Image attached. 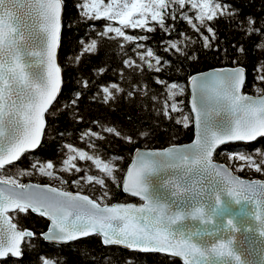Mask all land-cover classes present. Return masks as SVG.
<instances>
[{"label":"snow or ice","instance_id":"1","mask_svg":"<svg viewBox=\"0 0 264 264\" xmlns=\"http://www.w3.org/2000/svg\"><path fill=\"white\" fill-rule=\"evenodd\" d=\"M76 7L78 20L106 18L109 23L98 35L119 38L121 46L147 38L130 35L125 29L151 32L158 25L167 32L171 25L166 24V19L171 16L175 21L178 12L200 33L205 49L211 48L216 39L209 22L228 17L242 34L254 36V47L264 52V20L251 15L240 17L236 8L221 0H78ZM185 8L194 15L183 11ZM62 10L63 0H0V260L23 256L25 241L31 243L36 233L18 226L14 218L24 219L36 213L49 221L47 230L39 234L48 242L67 244L95 234L102 245L167 254L182 264H264V179H245L237 174L241 170L264 174V149L247 147V142L264 138V87L253 85L255 96L242 92L245 68L240 63L187 77L191 115L182 113L176 123L185 128L195 123V139L189 144L137 148L126 170L119 168L115 157L106 161L98 153L90 154L67 144L61 171L79 173L77 157L91 161L99 174H89L85 169L72 184L99 185L100 194L95 199L81 191H65L62 177H57L61 187L20 182L19 177L24 175L57 176L52 160H39L28 168L17 164L22 154L34 155L29 150L42 144L47 117L59 112L57 96L62 75L57 53L65 26ZM201 28H206L211 37ZM180 43L169 40L166 51L175 50L193 60L195 57L188 55ZM136 47L143 49L136 53L140 63L129 57L123 61L129 68L139 70L147 65L159 73L169 63L163 60L162 64V58L152 48L145 49L143 43ZM97 50L98 40H81L79 54L71 60L78 63L84 53ZM236 51L246 54L242 46ZM104 70L96 69L98 73ZM255 71L256 79L264 82V63H258ZM157 83L164 84L167 91L163 115L169 116V108L174 113L180 111L181 102L174 97L184 88L158 77ZM87 85L84 80L83 86ZM99 87L105 103L114 100L117 93L127 91L131 97L139 90L138 84H130L128 90L117 83ZM80 97L81 92L76 91L69 103L77 105ZM74 116L82 119L78 112ZM104 131L129 144L151 134V130L137 128L125 132L106 127ZM86 134L90 138L100 135L92 131ZM227 142L242 143L219 152L224 158L220 163L215 154L218 146ZM13 169V174H6ZM117 171L122 175L118 177ZM106 179L116 187L122 184L125 193L141 202H105L110 197ZM241 229L253 234L248 258L236 246V234ZM257 255L258 260L252 258ZM39 260L40 264H54L51 258L41 256Z\"/></svg>","mask_w":264,"mask_h":264},{"label":"trees","instance_id":"2","mask_svg":"<svg viewBox=\"0 0 264 264\" xmlns=\"http://www.w3.org/2000/svg\"><path fill=\"white\" fill-rule=\"evenodd\" d=\"M64 1V27L62 30V40L59 49V62L63 70V88L57 98L59 112L56 116H48V127L45 129L42 144L33 152L34 155L23 156L17 167L28 168L31 163L39 160H52L55 166L57 177L65 180L64 188L74 189L73 179L84 174L87 169L89 174L97 175L99 170L92 165L91 161H81L76 158V164L81 168L79 173L61 171V164L66 158L67 144H72L76 148L84 149L86 152L98 153L103 160L114 161L120 169L126 170L131 160L133 151L137 147H164L174 143L190 141L194 136L193 123L187 128L176 123V117L187 113L191 115L188 101L189 95L187 77L194 72L212 68L215 66L230 65L238 63L246 67L247 78L244 92L257 94L255 87H264V82L256 79L258 73L255 68L258 63H264V52L254 47V36L244 35L230 22L228 17H218L209 22L216 32V39L212 41V47L205 49L202 46L200 33L192 29L185 21L179 17L177 12L175 21L171 16L166 19V24L171 25L169 31L165 32L155 26L151 32L141 29H125L130 35L146 36L143 41L124 42L120 44L119 38L101 37L98 35L103 30V26L109 21L106 18L95 20H78V0ZM82 2V0H80ZM238 10L240 17L251 15L258 21L264 20V0H221ZM189 15L194 13L188 8L183 9ZM114 23L115 26V22ZM238 23V21H237ZM205 35L206 28H201ZM183 33V35H180ZM113 35V34H110ZM90 39L98 40V50L95 53H84L81 60L73 62L71 57L79 54L80 41L87 42ZM169 40L180 41V46L185 49L188 55H193V60L185 59L183 55L175 50H167ZM186 42V43H185ZM143 43L146 48H152L160 56L161 63L168 60L169 63L163 65L161 71L157 73L154 69H148L147 65L136 70L129 68L123 61L131 57L140 63L136 55L139 49L137 44ZM242 46L246 54H240L236 48ZM103 67V73H98L97 68ZM157 77L166 83L179 84L184 88L182 94H177L174 99L182 100L180 111L172 112L169 108V116L163 115L164 100L167 91L164 84L157 83ZM87 80L85 88L83 81ZM117 83L121 88L128 90L130 84H138L139 90L134 91L133 96H127V91L117 93L114 100L105 103L102 99L101 84ZM76 91L81 92V97L77 105L72 106L69 98L75 95ZM99 93V95H98ZM157 96L156 100L152 97ZM95 97V99H93ZM56 103V102H54ZM171 101H169V104ZM78 112L82 119H76L74 113ZM106 127H116L118 130L129 131L132 128L151 130L148 137L135 139L131 144L121 140L114 134L104 131ZM97 132L99 137H89L86 133ZM83 135V138L82 137ZM242 142L231 143L219 149L216 159L224 162V158L219 152H225L237 148ZM247 147L264 149V138H259L253 142H247ZM12 172L6 174H13ZM245 178H264V174L255 170H241L238 173ZM119 177L120 171L116 172ZM23 178L36 182H46L45 177L40 174L24 175ZM106 184L110 192L107 203L115 201L137 200L123 193L121 186L116 187L111 180L106 179ZM82 192L93 196L100 194V186L91 183L81 182ZM30 211V210H29ZM20 224L33 229L36 236L31 243L25 242L24 254L20 259L7 258L1 264H40L39 257L51 258L54 264H182L175 258L160 253H145L130 251L117 245L105 246L96 235L81 238L76 242L67 244H56L44 241L39 234L43 231L47 222L44 217L36 213L20 219Z\"/></svg>","mask_w":264,"mask_h":264},{"label":"water","instance_id":"3","mask_svg":"<svg viewBox=\"0 0 264 264\" xmlns=\"http://www.w3.org/2000/svg\"><path fill=\"white\" fill-rule=\"evenodd\" d=\"M63 15H64V1H63V10H62V20H63ZM62 30H63V28H62ZM59 49H60V46L58 47V53H57V63L61 66V64H60V62H59ZM236 66V65H235ZM235 66H230V65H223V66H215V67H212V68H208V69H205V70H201V71H197V72H208V71H210V70H215V69H221V68H225V67H235ZM244 67V66H243ZM245 68V83H246V78H247V70H246V67H244ZM194 73H196V72H194ZM194 73H192V74H194ZM191 74V75H192ZM61 75H62V85H61V91H62V88H63V70H62V66H61ZM245 83L242 85V88H241V91L242 92H244V87H245ZM187 85H188V90H189V97H188V106H189V108H190V111H191V104L189 103V101H190V99H191V87H190V85H189V83H188V80H187ZM61 93V92H60ZM60 93H58V96H57V98L59 97V95H60ZM244 93H246V94H249V95H253V96H255V95H257V94H252V93H249V92H244ZM55 102V101H54ZM51 107V106H50ZM193 121H194V116H193ZM193 127H194V136H193V138L190 140V141H187V142H183V143H174V144H189V143H191V141L193 140V139H195V123L193 122ZM45 133V132H44ZM43 137H44V134H43ZM43 137H42V140H43ZM257 139H259V138H257ZM253 142V141H252ZM231 143H236V142H227L226 143V145H228V144H231ZM226 145H221V146H218V150L219 149H222L223 147H225ZM167 146H169V145H167ZM167 146H164V147H167ZM39 147V146H38ZM137 148H139V149H141V150H147V149H150V148H152V147H137ZM136 148V149H137ZM155 148H161V147H155ZM135 149V150H136ZM36 149H34V150H29V152H33V151H35ZM135 150L133 151V154L132 155H134V153H135ZM24 155L22 154V157H23ZM21 157V158H22ZM20 158V159H21ZM19 159V160H20ZM219 162V161H218ZM13 163H16V162H13ZM129 163H131V160H130V162ZM128 163V164H129ZM220 163H224V162H220ZM127 168V167H126ZM238 174V173H237ZM239 175V174H238ZM243 178H245V177H243ZM245 179H251V178H245ZM252 179H264V178H260V177H255V178H252ZM29 182H31V183H40V184H44V183H48V184H50V185H52V186H54L52 183H49V182H36V181H27L26 183H29ZM54 187H56V186H54ZM121 189H122V191H123V188H122V184H121ZM65 190V189H64ZM65 191H73V192H75L74 190H65ZM82 192V191H81ZM123 193L124 194H126V195H129L130 197H133V198H136V199H138L139 200V198L138 197H134L132 194H130V193H125L124 191H123ZM82 194H86V195H89L90 196V198H94L92 195H90V194H88V193H85V192H82ZM95 199V198H94ZM141 201H137V200H129V201H115V202H112V203H140ZM39 215V214H38ZM46 220H47V218L46 217H44ZM48 221V220H47ZM48 223H49V221H48ZM46 230H47V228H46ZM46 230H44V231H46ZM92 235H95V234H92ZM252 236H253V234L252 233H249V232H245L243 229H241V231L240 232H238L237 234H236V246H237V248H238V250L239 251H241V252H243L244 253V256H245V258H248V250H249V244H250V241H251V238H252ZM46 242H48V241H46ZM51 243V242H50ZM52 243H56V242H52ZM70 243V242H69ZM56 244H64V243H56ZM118 246V245H117ZM121 248H124V249H126V250H130V249H127L126 247H124V246H120ZM253 247H255V245H253ZM130 251H137V252H140V251H138V250H130ZM152 253V252H151ZM161 254V253H160ZM165 255H167V254H165ZM20 258H22V257H20ZM253 259H259V256L257 255V256H255V257H252ZM178 259V258H177ZM1 261V260H0Z\"/></svg>","mask_w":264,"mask_h":264},{"label":"rangeland","instance_id":"4","mask_svg":"<svg viewBox=\"0 0 264 264\" xmlns=\"http://www.w3.org/2000/svg\"><path fill=\"white\" fill-rule=\"evenodd\" d=\"M89 2H90V0H89ZM107 2V0H105V3ZM256 94V93H255ZM188 97H189V95H188ZM177 101H182V100H177ZM186 101H188V98L186 99ZM178 107L179 108H182V106H181V103L178 105ZM26 176H28L29 177V175H26ZM41 176H43V177H45V179H46V182H49V183H53V185L54 186H56V187H61V185H60V183H59V179H57L56 177H48V176H44V175H41ZM63 186H64V184H63ZM65 189V188H64ZM74 189H77V190H79V191H81V189H83V187H80V185H75L74 186ZM66 190V189H65ZM68 190V189H67ZM93 196V195H92ZM94 198H96L97 196H93ZM106 202V201H105Z\"/></svg>","mask_w":264,"mask_h":264},{"label":"flooded vegetation","instance_id":"5","mask_svg":"<svg viewBox=\"0 0 264 264\" xmlns=\"http://www.w3.org/2000/svg\"><path fill=\"white\" fill-rule=\"evenodd\" d=\"M16 163H17V162H16ZM19 179H20V182H21V183H26V182H27V181L23 178V176L19 177ZM28 181H33V180H28ZM19 221H20V219L18 220V219H16V218H14V222H15V223H18V226H20V227H26V226L21 225ZM46 222H47V224H46V226L44 227L43 231L46 230V228H47L48 221L46 220ZM27 228H29V227H27ZM29 229L33 231V229H31V228H29ZM33 232H34V231H33ZM41 232H42V231H41ZM34 237H35V236H34ZM34 237H33V238H34ZM33 238H32V239H33ZM25 242H27V241H25ZM13 259H20V258H13ZM5 260H7V259H5ZM1 263H2V260L0 261V264H1Z\"/></svg>","mask_w":264,"mask_h":264}]
</instances>
